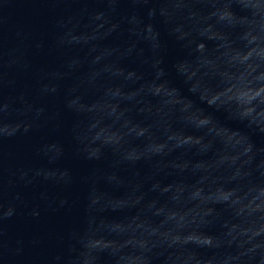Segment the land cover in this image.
<instances>
[{
	"label": "water",
	"instance_id": "water-1",
	"mask_svg": "<svg viewBox=\"0 0 264 264\" xmlns=\"http://www.w3.org/2000/svg\"><path fill=\"white\" fill-rule=\"evenodd\" d=\"M264 107V0H130Z\"/></svg>",
	"mask_w": 264,
	"mask_h": 264
}]
</instances>
